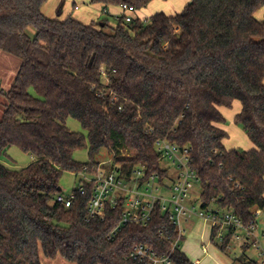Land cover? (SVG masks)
Returning a JSON list of instances; mask_svg holds the SVG:
<instances>
[{"label": "trees", "instance_id": "16d2710c", "mask_svg": "<svg viewBox=\"0 0 264 264\" xmlns=\"http://www.w3.org/2000/svg\"><path fill=\"white\" fill-rule=\"evenodd\" d=\"M48 1L0 0V51L21 61L12 88L0 91L7 99L0 156L18 148L34 159L21 170L0 163V264H42V255L71 264H143L127 259L140 244L170 254L165 238L176 240L178 231L159 201L146 226H120L123 198L107 204L104 219L87 222L93 182L85 195L72 192L69 208L56 202L63 176H96L105 150L113 156L107 171L129 179L141 168L142 182H164L161 140L191 150L203 209L217 205L246 225L255 221L264 212V19L256 18L264 0H192L180 14L120 18L115 26L50 19L42 12ZM152 1L91 4L141 11ZM235 101L242 111L234 122L253 143L249 151L224 145L220 108ZM69 119L86 135L72 132ZM84 150L89 161L78 162ZM171 260L194 264L181 249Z\"/></svg>", "mask_w": 264, "mask_h": 264}, {"label": "built area", "instance_id": "2783aa9c", "mask_svg": "<svg viewBox=\"0 0 264 264\" xmlns=\"http://www.w3.org/2000/svg\"><path fill=\"white\" fill-rule=\"evenodd\" d=\"M120 8L122 14L118 16V19L123 18L126 23H131L136 18L137 10L133 7L123 5ZM104 12L106 14L107 11L105 10ZM107 82L109 83L108 80ZM156 149L162 160L170 162L177 169V177L171 186L167 184L169 178L161 182L158 176H152L146 182H142L145 173L141 168H136L129 179L122 177L119 169L107 171L102 164H100L99 168H94L97 171V175L94 177L86 173L76 174L85 177V180H81L78 188L75 189L81 195L86 193V183L90 184L93 182L95 184L93 195L88 205L89 216L87 222L94 218L104 219L107 204L116 207L120 199L123 198L125 200V212L120 226L128 223L146 226L151 222L153 209L159 201L163 214L169 216L178 231L176 240L165 238L166 241L171 243V253L160 254L149 246L140 244L130 251L127 259L143 264H173L171 260L172 252L180 249L181 243L184 241L183 220L187 222L191 215L197 214L210 228L211 243L213 245L215 242L219 246H225L228 251L234 242L240 243L243 247H249L251 239H255L251 245L260 251L258 264H264V250H262L259 242V234L257 235V217L261 211L256 213L255 221L248 225L233 211L220 208L217 205L211 204L204 209L201 207L202 211L196 213L195 207L190 208L186 205V201L193 190L200 186L199 176L191 166V150L189 148L181 149L167 140L158 141ZM73 196L72 193L68 196L60 195L57 197L56 202L69 208L72 204ZM160 235L163 236V233L160 232ZM202 250L203 254L209 253L207 246L203 245Z\"/></svg>", "mask_w": 264, "mask_h": 264}, {"label": "rangeland", "instance_id": "374dc122", "mask_svg": "<svg viewBox=\"0 0 264 264\" xmlns=\"http://www.w3.org/2000/svg\"><path fill=\"white\" fill-rule=\"evenodd\" d=\"M168 0H153L151 4H149L146 8L141 10V14L143 16L149 17L152 14H156L158 12H162L166 7ZM74 5L79 6V10H74ZM43 14L50 19H60L67 16L72 15L75 19L82 20L87 23H91L92 25L96 24L93 21L99 23L100 19H107L112 24H116L117 21L114 17H106L105 15H101L97 6L87 0H49L44 6L42 10ZM156 12V13H155ZM93 22V23H92ZM28 34L34 38L36 36V30L29 29ZM5 53V52H1ZM15 61H18L19 66L21 65V61L14 56H12ZM7 63H3L5 65ZM1 65V66H2ZM19 69H16L12 63L7 64L5 66L0 67V91L8 92L17 77ZM16 74V75H15ZM34 93V91H32ZM7 105V99L2 93H0V121L3 118L5 109ZM226 126L230 129L234 126L231 119L226 118ZM68 128L75 133H81L86 135V132L82 129L81 125L73 120L69 119L67 121ZM242 141V140H241ZM240 141V142H241ZM247 141V140H246ZM249 144V143H248ZM231 142H227L226 146H230ZM237 149L246 151V147H238ZM251 149V148H250ZM249 150V149H248ZM8 157L5 158L0 156V163L5 165L6 167L14 170H21L27 166H29L33 161V157L24 154L18 148H12L8 151ZM74 158L81 163H87L89 161L88 150L77 152ZM99 163L111 164L113 163V156L109 154L107 150L101 153L99 157L96 158ZM162 168L168 169L170 172V177L167 181V184L171 186L176 177H177V169L176 167L166 160H162ZM81 180H85L83 175H76L66 173L61 180V195L68 196L75 189L78 188ZM201 187L197 186L193 192L191 193L189 199L186 201V205L190 208L195 207L196 213L202 211L200 195H201ZM182 227L185 230L184 241L181 243V251L188 257V259L192 262L197 260L200 261L199 264H242L240 258L244 255L246 259L253 260L256 262L260 261L259 252L256 247H253L251 243L255 239H251L250 246L247 249L240 243H232L231 249L227 252L221 250L220 246H215L213 244L205 243L206 238L209 236V227L205 224V222L200 219L197 214L191 215L188 218V221L185 222L183 220ZM257 235L259 234V242L261 243V248L264 250V212L261 211L259 216L257 217ZM207 246L209 251L208 254H203L202 247ZM42 264H71L65 261L62 258H57L55 260H51L45 258L42 255Z\"/></svg>", "mask_w": 264, "mask_h": 264}, {"label": "crops", "instance_id": "0c3cea01", "mask_svg": "<svg viewBox=\"0 0 264 264\" xmlns=\"http://www.w3.org/2000/svg\"><path fill=\"white\" fill-rule=\"evenodd\" d=\"M91 3V0H87ZM192 0H168L167 4H166V7L161 10L163 13L167 14V15H176V14H180L184 8L191 2ZM152 3V2H151ZM47 4V3H46ZM46 4L44 6H46ZM92 5V4H91ZM94 6H97L101 15H105L106 17H114V19L116 21H118V16H120L122 14V10L121 8H104L103 6L101 5H94ZM44 8V7H43ZM79 6L77 5H74V10H79ZM43 10V9H42ZM107 11L106 14L104 11ZM142 11H137L135 17L136 18H140L141 20H147L149 19L151 16L155 15V14H152L151 16L149 17H146V16H143L141 14ZM156 13V12H155ZM160 13V12H158ZM157 14V13H156ZM68 17H72V15H67L65 17H63L62 19H67ZM74 18V17H73ZM256 18L258 20H263L264 19V7L258 11L256 13ZM76 20H78L76 18ZM104 20H107V19H100L99 22L101 21H104ZM80 22H82L83 24H86V25H92L91 23H87V22H84L82 20H78ZM109 21V20H108ZM95 23H97L96 21H93ZM92 22V23H93ZM109 24L110 25H113L115 26L116 24H112L110 21H109ZM12 55H9L7 53H1L0 51V67L2 66H5V65H9V64H13L14 66H16V69H20V66L18 64V61H15L14 59H12ZM16 58V57H15ZM18 59V58H17ZM3 63H7L5 65H2ZM2 65V66H1ZM16 75V74H15ZM220 111L222 112V114L224 115L225 119H231L232 122H233V125L234 127H232L231 129L226 126L225 124L222 125V128L228 133V138L226 139V141L224 142V145L226 147V149L228 151L230 150H234V149H237L238 147L242 146V147H246V151H249L251 149L254 148V145L253 143L250 141V139L248 138L247 134L243 131V129L240 127V126H237L235 124V118L237 115H239L242 111V105L240 102L238 101H235L233 103V106L232 108H226V107H221L220 108ZM242 140V141H241ZM247 140V141H246ZM241 141V142H240ZM227 142H231V145L228 147L226 146ZM249 143V144H248ZM251 148V149H250ZM249 149V150H248ZM211 243V230L209 228V236H208V239L206 238L205 240V243ZM242 258H244V261H248V259H246L245 256H243ZM246 259V260H245ZM199 260L193 262L194 264H199L197 263Z\"/></svg>", "mask_w": 264, "mask_h": 264}, {"label": "water", "instance_id": "95a60500", "mask_svg": "<svg viewBox=\"0 0 264 264\" xmlns=\"http://www.w3.org/2000/svg\"><path fill=\"white\" fill-rule=\"evenodd\" d=\"M59 191H62V188H60Z\"/></svg>", "mask_w": 264, "mask_h": 264}]
</instances>
